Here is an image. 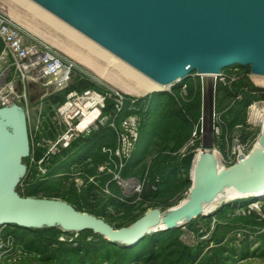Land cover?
<instances>
[{
	"label": "water",
	"instance_id": "1",
	"mask_svg": "<svg viewBox=\"0 0 264 264\" xmlns=\"http://www.w3.org/2000/svg\"><path fill=\"white\" fill-rule=\"evenodd\" d=\"M38 1L158 77L180 71L185 76L195 68L219 73L230 64H252L251 58L264 70V0ZM203 147L195 177L191 171L187 202L150 208L132 224L115 227L60 197L21 194L18 185L28 170L24 158L32 149L26 105H0V227L92 229L110 241L133 245L148 234L212 214L202 205L227 187L242 194L264 189V125L260 144L248 153L240 149V159L230 167L219 166L214 142Z\"/></svg>",
	"mask_w": 264,
	"mask_h": 264
},
{
	"label": "trees",
	"instance_id": "2",
	"mask_svg": "<svg viewBox=\"0 0 264 264\" xmlns=\"http://www.w3.org/2000/svg\"><path fill=\"white\" fill-rule=\"evenodd\" d=\"M1 48L2 43L0 42ZM251 72L250 64H237L235 70L229 69L224 73V78L216 84V108L219 111L217 126L221 130L220 139H224L237 125H245L247 123L246 108L253 102L264 99V87L250 77ZM86 88L102 90L101 86L90 76L79 72L65 89L51 95L52 102L64 101L66 94L72 89ZM202 95L200 78L178 82L170 91H152L144 96L124 93L125 105L122 113L136 111L141 116L140 138L136 149L140 142H146L147 148L153 145L157 148L151 162L144 165L139 172L133 173V175L142 177L141 192L131 195L124 193L111 172L101 175L99 185L92 184L90 188H102L106 182H109L113 189L112 194L104 195L101 201L97 202V207H93L95 204L89 200L91 191L79 196L76 192L64 189L59 184L42 188L43 180H29L26 175L24 181L21 182L23 185H18L19 191L23 195L60 197L72 203L79 210L89 211L105 218L115 227L132 224L150 208L165 209L179 203L182 195L174 200L172 198L177 194L176 191L183 193L191 187L190 173L196 154L195 149L201 145L200 141L192 145H189V142L198 133L201 134ZM114 97L115 95L107 99V111L114 109ZM226 99L230 101L224 104ZM103 142L114 145L115 131L103 128L88 136L79 137L70 148L64 150V159L73 152L83 150L86 157L92 156V161L85 164V172L93 174L97 171L99 164L107 159V155L100 151V145ZM136 149L127 165L121 170L124 178L131 173L129 168L132 161L139 162L142 159L141 156L137 157ZM84 153L79 157H83ZM58 159L59 157L54 159L58 163L51 173L62 170L63 167L58 164L63 159L59 161ZM74 184H76L75 181ZM41 190L42 194H40ZM168 195L170 196L166 198ZM238 204L245 205L246 210L236 212ZM112 207L115 208L114 211H111ZM118 213L119 215H116ZM213 218H217L214 223ZM199 220L206 221V227L200 225ZM261 223H264L263 215L249 207L247 198H238L224 203L214 213L202 215L188 223V226L197 233L195 243H189L183 238L184 229L181 226L148 234L133 245L110 241L92 229L74 231L73 233H77L78 236L71 238L64 237L63 234L69 231L59 226L38 228L6 226L3 233L29 253V256L21 259L17 264L22 262L39 264H236L257 251V254L264 255V245L262 248L256 247L250 251L253 243L251 236L256 231L254 226ZM239 232H243L241 238L237 237Z\"/></svg>",
	"mask_w": 264,
	"mask_h": 264
},
{
	"label": "built area",
	"instance_id": "3",
	"mask_svg": "<svg viewBox=\"0 0 264 264\" xmlns=\"http://www.w3.org/2000/svg\"><path fill=\"white\" fill-rule=\"evenodd\" d=\"M0 42V105L16 101L29 108L28 87L31 84H54L55 90L59 91L72 82L75 63L43 41L30 38L1 10ZM16 76L22 82L21 89L15 86ZM114 95V109L107 111V99ZM124 105V93L119 91L97 88L70 90L65 100L55 103L52 112L42 113L36 126L31 129L32 149L26 173L29 180L46 181L50 177L64 174L60 170L51 173L58 163L54 159H63L64 150L70 148L79 137L110 128L115 131L114 145L107 142L100 145V151L107 155L106 161L99 164L95 173L88 174L84 168L86 163L92 161V156L79 160L72 165L76 169L71 177L78 189L82 190L92 184L99 185V177L111 172L114 179L124 187L122 190L133 188L134 192H141L143 181L138 180L130 185L135 177L124 178L121 175V170L137 147L141 127L140 114L136 111L123 114ZM103 187L107 193L111 192L109 182ZM5 227H0V264H17L29 253L11 237L4 235ZM238 236L242 237L243 232H239Z\"/></svg>",
	"mask_w": 264,
	"mask_h": 264
},
{
	"label": "rangeland",
	"instance_id": "4",
	"mask_svg": "<svg viewBox=\"0 0 264 264\" xmlns=\"http://www.w3.org/2000/svg\"><path fill=\"white\" fill-rule=\"evenodd\" d=\"M30 1L35 2L37 5H39L43 9L51 12L52 14H55V16H57V18L59 20L68 24L69 26H72V23L69 20L60 16L58 13L56 14V12L52 11V9L46 7L45 5L43 6V4H41V2L38 3L36 0H23V1H21V0H0V10L3 11L9 17V19L12 22H14L15 24H17L27 35H29L30 38L32 37L34 39L35 38L38 39L39 41H43V43H46L47 45H49L52 48H54L55 50H57L63 57L73 61L76 65V69H77L73 73V79L77 73L84 72L88 76H90L91 79L96 81V83L98 85H100L102 89H110L113 91H119L121 93L131 94L133 96H144L148 93H151V92H148V93L143 94V95H136V94L128 93V92L120 89L116 85L110 83L109 81H107L106 79H104L103 77L98 75L96 72L91 70L89 67L85 66L81 62L72 58L70 55H68L66 52H64L60 48H58L53 43L49 42L45 38L39 36L38 34H36L33 31H31L27 27L28 24L36 27L37 29H40V31H44V33H46L47 35L50 33L51 34L50 36L54 35L53 37H56V38H59V39L65 40V41H70L69 40L70 36L68 35V33L66 31L62 30L61 28H58L56 25H54L53 23H51L47 19H45L41 14L34 11L28 4V2H30ZM78 31L81 34H84V35L91 37L89 34H86L85 32L80 31V29ZM94 38H96V37H94ZM107 49L110 50V52L114 54L112 59H111V62L109 63L111 71L114 72L115 74H118V75L120 74V76H127L123 71H120V69L117 68L116 64L118 62H115V61L121 60V61L128 63L129 65H131L133 67L135 65H133V63L130 62L129 59H124V57H121L120 55H117L116 52H113L115 49H113V48L112 49L107 48ZM116 57H117V59L115 60ZM113 62L115 64H113ZM237 64H239V63L227 65V66L221 68L220 69L221 71L219 73H214L213 75H209L208 73H200L199 69L195 68V69L191 70L185 76L183 75V76H180V77L173 79V81L171 82V84H169V86H167L166 88H163V90H165V91H170L172 89L173 85H175L178 82H183V81L188 80L190 78H192L193 80L200 78V80L202 81V91H203L202 97H203V110H204L203 116L201 118L202 119V129H201V134L199 135V133H198L196 135V137L189 142V145H192V144L196 143L197 141H200L201 145L195 149L197 152V150L200 147H203L204 144L214 142L215 146H216L215 153H216V156L218 159L219 166L221 165L220 167H226V168L230 167L232 164H234L235 162H237L240 159V154H239L240 149H242L244 153H248L251 149H253L255 146L258 145V143L260 141V136L262 133V128H263L262 120L254 117L255 116L254 115V109L252 106L256 105V104L258 107L261 106L262 103L264 102V99L253 102L252 104H250L246 108L245 111L247 113V123L245 125L239 124L234 128L233 131L229 132L224 139L219 138V134H220L221 130L217 126L218 125L217 121H218V116H219L218 112L219 111L216 108V101H217L216 84L221 79V74L224 75V73L229 71V69L235 70ZM250 65L252 67V64H250ZM113 69H114V71H113ZM256 76L257 75L256 74L254 75V72H251L250 77L258 84V82L256 81ZM15 86L18 87L19 89L22 88L21 87L22 82L20 81L19 77H17V76L15 77ZM260 86L264 87V85H261V84H260ZM55 89H56V86L54 84L44 85L41 82H38V83L33 84V85L31 84L28 87L29 110H30V115L32 117L33 127L36 126L35 124H37L38 119L42 113L52 112V109H53L55 102H52L51 95L55 93V91H56ZM59 91H62V90H59ZM229 101H230L229 99H226L224 104H227ZM156 151H157V148L154 145L147 148L146 142H140L138 148L136 149V155H137V157L141 156L142 159L139 162H137L135 160H133L132 163L130 162L131 167L129 168V171L131 173L129 176H127V178L135 177L134 181H137V182H138V180L142 181L141 176L133 175V173L139 172V170L144 165L149 164L151 162L154 154L156 153ZM82 153H84L83 150H82V152L81 151L73 152L69 157H67V158L65 157V159L63 158V160L58 165H61L63 167L61 172H63L64 174L57 176V177L53 176V177L48 178L46 181H44L42 188H46L48 186H56L57 184H59L64 189H70V190L76 192L79 196H82V195L86 194V192L91 191V195H90L91 197L89 200L91 203L95 204V205H93V207H97L96 206L97 202L101 201V198L104 195L112 194L113 189L110 186V190H111L110 193H107L103 189L104 188L103 186H102V188L96 187V188L90 189V188H92L91 187L92 185H89L88 187H84L83 190L78 189L76 184H74V180H72L73 178L71 177V173H73V171L76 169V167L72 168V165L75 162H78L80 159L82 161V159L86 158V156H85L86 153H84L83 157H81V158L79 157ZM61 159H62V157H61ZM27 163H29V159L27 160ZM190 175H191V173H190ZM22 181H24V178L22 179ZM192 184H193V180H192ZM20 185H21V183H20ZM118 185H120V184L118 183ZM130 185H134V183L131 182ZM122 188H124V187H122ZM190 188L188 190L183 191V193H181L180 191H176L175 193H177V194L172 198V200L177 199L180 195H182V199L179 201V203H180L181 201H183V199L188 197V195L190 193ZM124 190L123 191L126 194L131 195V194L136 193L133 191V188H131V189L126 188ZM42 193H43V191L41 190L40 194H42ZM169 196L170 195H168L166 198H168ZM238 198H247L249 207L257 210L258 214L263 215V217H264V196L263 197L238 196V197H234V198H230V199H225L224 197H222L215 204V207L213 209V213L215 212V210L218 207H220L224 203L238 199ZM161 206H164V205L161 204ZM114 209L115 208L112 207L111 211H114ZM245 210H246L245 205L238 204V206H236V212H244ZM116 215H119V213ZM201 216L202 215L198 216L197 218H200ZM216 219L217 218H213V223L216 221ZM189 222H191V221H189ZM189 222H187L186 224L181 226L184 229V233L182 234V236L187 242L195 243V242H197V233L195 231H193L188 226ZM199 222H200L199 223L200 225H203L206 227V225H207L206 221L199 220ZM254 227H255L256 231H255V234H253L251 236V240H253V243H252V248L250 251H253L256 247L262 248V245H264V223H261L257 226H254ZM73 232L74 231H69V232L64 233L63 235H64V237L67 236L70 238L71 237H77L78 234L73 233ZM237 237H238V235H237ZM239 238H241V237H239ZM257 253H258V251L255 254H252L251 256H249V257H247L241 261L236 262V264H264V255H259ZM19 264H39V263L22 262Z\"/></svg>",
	"mask_w": 264,
	"mask_h": 264
},
{
	"label": "bare ground",
	"instance_id": "5",
	"mask_svg": "<svg viewBox=\"0 0 264 264\" xmlns=\"http://www.w3.org/2000/svg\"><path fill=\"white\" fill-rule=\"evenodd\" d=\"M36 1L39 3L38 0ZM28 4L34 11L41 14L45 19H47L48 21L56 25L58 28H61L62 30L66 31L71 39L69 38L70 41H65V40L53 37L54 35L50 36L51 35L50 33L47 35L46 33H44V31H40V29H37L36 27L28 24L27 27L31 31L35 32L39 36L53 43L58 48H60L61 50L66 52L68 55H70L72 58L76 59L77 61L81 62L85 66L89 67L91 70L96 72L98 75H100L101 77L109 81L110 83L116 85L117 87H119L120 89L128 93H132L136 95H143L148 92L166 88L167 86H169V84H171L173 79L179 77L180 75L184 73L180 71V72L175 73L172 76L162 78V77H158L154 75L153 73L145 69L143 66L138 64L137 62H133L129 60L130 62L133 63V65H135L133 67L124 61H121V60H119L120 62L117 61L116 60L117 57H116L115 62H118L116 64L117 68L120 69V71H123L127 76H120V74L119 75L115 74L114 72L111 71L110 64H109L114 54L111 53L110 50L107 49V48L112 49L113 47L111 48V46L109 47L106 43L94 38V36L87 30H85L84 28H82L81 26L78 27L77 24L76 25L73 24L74 23L73 21L71 22L72 26H69L68 24L59 20L57 16H55V14H52L51 12L43 9L42 7L37 5L35 2L30 1L28 2ZM79 29L80 31L85 32L86 34H89L92 38L87 35L81 34L78 31ZM115 50L113 52H116L117 55L124 57V59H128L125 56H123V54H121L119 51L117 50L115 51ZM249 61L252 63L254 75L255 74L257 75L256 81L258 82L259 85L260 84L264 85V70L258 67L256 59L251 58ZM113 64L115 63L113 62ZM198 67H202V66H198ZM208 74L213 75L214 73H208ZM252 107L254 109V115H255L254 117L261 119L264 125V102L259 107L257 106V104L253 105ZM203 113H204V110H203ZM259 144H260V141L258 145ZM203 150H204V147H200L195 154V158H194L193 165H192V176L193 177H195L196 165H197V162ZM134 182L135 181L133 180L132 183ZM257 193H259L260 196H264V189L260 190L259 192H249L247 194H242L234 186L227 187L224 190V192L221 193L217 198H215L213 201L209 203L203 204L202 207L204 208L205 211H212L215 207V204L222 197H224L225 199H230V198L243 196V195H257ZM189 197L190 196L188 195V197L183 199V201L173 206L176 207L180 204L187 202Z\"/></svg>",
	"mask_w": 264,
	"mask_h": 264
},
{
	"label": "flooded vegetation",
	"instance_id": "6",
	"mask_svg": "<svg viewBox=\"0 0 264 264\" xmlns=\"http://www.w3.org/2000/svg\"><path fill=\"white\" fill-rule=\"evenodd\" d=\"M26 112H27L28 129H29V135H30V134H31V129H32L33 125H32V117H31V115H30V110H29V108H27V107H26ZM30 139H31V136H30ZM28 158H29V157L24 158V161L27 162Z\"/></svg>",
	"mask_w": 264,
	"mask_h": 264
}]
</instances>
